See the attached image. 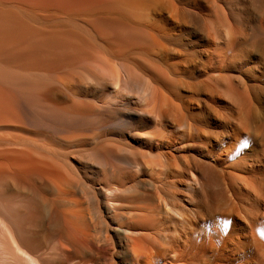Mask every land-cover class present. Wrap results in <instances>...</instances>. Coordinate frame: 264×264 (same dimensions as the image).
I'll list each match as a JSON object with an SVG mask.
<instances>
[{"label":"bare ground","instance_id":"bare-ground-1","mask_svg":"<svg viewBox=\"0 0 264 264\" xmlns=\"http://www.w3.org/2000/svg\"><path fill=\"white\" fill-rule=\"evenodd\" d=\"M0 264H264V0H0Z\"/></svg>","mask_w":264,"mask_h":264},{"label":"snow or ice","instance_id":"snow-or-ice-1","mask_svg":"<svg viewBox=\"0 0 264 264\" xmlns=\"http://www.w3.org/2000/svg\"><path fill=\"white\" fill-rule=\"evenodd\" d=\"M224 226H225V227L227 226V221H224Z\"/></svg>","mask_w":264,"mask_h":264}]
</instances>
